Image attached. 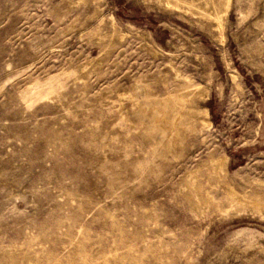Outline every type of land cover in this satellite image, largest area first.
Instances as JSON below:
<instances>
[{
    "label": "rangeland",
    "instance_id": "1",
    "mask_svg": "<svg viewBox=\"0 0 264 264\" xmlns=\"http://www.w3.org/2000/svg\"><path fill=\"white\" fill-rule=\"evenodd\" d=\"M0 264H264V0H0Z\"/></svg>",
    "mask_w": 264,
    "mask_h": 264
}]
</instances>
